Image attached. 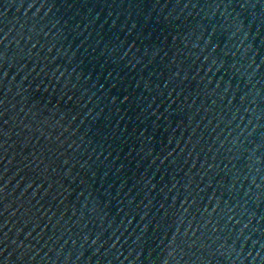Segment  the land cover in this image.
<instances>
[{"label": "water", "instance_id": "1", "mask_svg": "<svg viewBox=\"0 0 264 264\" xmlns=\"http://www.w3.org/2000/svg\"><path fill=\"white\" fill-rule=\"evenodd\" d=\"M0 264H264V0H0Z\"/></svg>", "mask_w": 264, "mask_h": 264}]
</instances>
